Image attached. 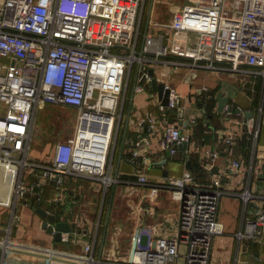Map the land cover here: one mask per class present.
Masks as SVG:
<instances>
[{"label":"built area","instance_id":"2783aa9c","mask_svg":"<svg viewBox=\"0 0 264 264\" xmlns=\"http://www.w3.org/2000/svg\"><path fill=\"white\" fill-rule=\"evenodd\" d=\"M185 2L163 25L164 32L145 35L139 47L146 0H0V168L18 169L17 199L53 182L57 190L53 202L64 205L69 181L95 179L108 186L120 182L112 175L111 153L124 117L127 84L135 64L138 70L134 93H148L159 114L149 111L140 122L148 134L136 140L134 157L148 161L145 145L162 127V149L175 154L185 143L186 153L202 150L209 163L217 164L220 152L194 141L198 119L194 115L187 117L186 102L190 98L186 100L165 79V70L159 76L150 68L163 64L167 68L227 69L246 79L262 76L264 82V0ZM155 79L164 84V92H170L168 105L153 91ZM48 104L78 110L75 132L68 140L56 143L49 161H31L29 148L37 111ZM171 112L180 116L176 122H168ZM223 113L229 124L236 122L232 107L226 105ZM263 118L261 96L257 111L238 122L244 126L243 131L217 130L225 146L247 138L252 147L248 168L242 161L232 162L233 170L247 173L245 189L238 194L242 218L235 235L240 243L247 239L264 241V195L255 216H247L254 197L253 159L260 146ZM28 176L34 180L28 181ZM137 177L139 185L152 186L154 192L161 187L151 183L145 173ZM222 183L221 174L209 185L196 181L190 172L169 179L167 186L180 200L179 228L161 235L157 226H145L141 221L130 258L122 264H211L214 240L224 233L218 217ZM140 209L155 212L154 207ZM62 239L68 240V236L63 234ZM12 242L0 238L1 262L2 251L11 249ZM84 249L85 254L79 257L59 258L96 264L94 242H87Z\"/></svg>","mask_w":264,"mask_h":264},{"label":"crops","instance_id":"0c3cea01","mask_svg":"<svg viewBox=\"0 0 264 264\" xmlns=\"http://www.w3.org/2000/svg\"><path fill=\"white\" fill-rule=\"evenodd\" d=\"M184 3L185 0H146L140 24L139 47L144 43L145 35L164 32L163 25L169 23L174 10ZM137 70L138 65L135 64L127 84L124 117L118 132L119 144L114 147L111 157L112 175L120 179L118 184L108 186L102 180L86 178L77 182L69 181L68 188L64 191V205H58L53 202L57 192L53 182L47 183L37 192L29 193L25 198L17 199L20 178L18 169L0 168V208L9 210L8 215L0 220V238L13 241L11 249L2 251L3 260L0 264H79L78 260L59 258V255H84V245L89 241L95 244L96 264L125 263L130 258V249L141 221L145 226H157L161 235L174 233L179 228L180 200L167 186V182L173 177H182L187 172L192 173L196 181L204 185L212 183L217 175L222 176L224 193L218 217L224 226V233L214 240L211 264H264V241L247 239L240 243L235 235L242 218V199L238 194L245 189L247 173L244 170H233L232 162L242 161L243 167L248 168L252 161L251 144L244 138L231 147L225 146L217 133V130L224 133L229 130H244V126L238 122H244L257 111L259 100L264 96L262 76L246 79L227 69L175 65L167 68L163 64L150 68L152 73L159 76L165 70L168 74L165 79L168 82L173 79L172 83L176 88L180 85L179 92L186 100L190 98L186 102L189 108L187 117L194 115L198 119L197 127H194V141L217 149L220 155L215 166L205 159L202 150L188 154L179 147L177 153L170 152L168 155L169 151L159 145L165 134L161 127L160 133L145 145L149 150L148 161L145 163L143 158H135L133 155L136 140L148 134L147 127L140 126V122L149 111L159 113L155 110L157 104L154 99H150V95L134 93ZM186 85H189V95L184 92ZM153 91L159 95L156 90ZM220 94L228 98L225 106L229 105L234 110L236 122L232 124L224 119V111L220 112L218 109ZM147 100L152 101L153 105H148ZM135 106H139V116H134ZM179 117L171 112L168 122H176ZM259 145L253 159L256 176L251 184L254 197L249 204V217L255 216L262 201L261 196L264 195V184L258 178L259 173L264 170V118ZM190 160L191 168L188 164ZM138 173H145L151 183H158L161 187L154 192L152 186L139 185ZM29 180L34 178L28 176ZM19 202H22L27 211L21 216L18 213ZM140 206L147 209L154 207L155 212L147 213ZM38 207L52 214L59 213L58 221L71 222V232L64 233L68 240L57 242L54 234L43 230L36 212Z\"/></svg>","mask_w":264,"mask_h":264},{"label":"rangeland","instance_id":"374dc122","mask_svg":"<svg viewBox=\"0 0 264 264\" xmlns=\"http://www.w3.org/2000/svg\"><path fill=\"white\" fill-rule=\"evenodd\" d=\"M210 72L209 70L207 71ZM173 75V74H172ZM171 78V76H170ZM171 80V79H170ZM173 82V79L171 80ZM171 82V83H172ZM178 83V82H176ZM173 84V83H172ZM177 90L180 85L177 86ZM189 85L184 87L185 95H189ZM179 91V90H178ZM148 94V93H147ZM149 95V94H148ZM148 105H153L152 101L147 100ZM134 116H139V106L134 108ZM78 110L68 106H55L52 104L45 105L37 111L35 121V130L31 146L29 148V160L36 162L49 161L54 155V147L57 142H64L75 132V126L78 118ZM115 146H118L119 139L114 140ZM113 153H111L112 157ZM123 194V193H120ZM19 215L26 213L22 202H19ZM9 210L5 207L0 208V220L7 216ZM129 252V249L127 253Z\"/></svg>","mask_w":264,"mask_h":264},{"label":"water","instance_id":"95a60500","mask_svg":"<svg viewBox=\"0 0 264 264\" xmlns=\"http://www.w3.org/2000/svg\"><path fill=\"white\" fill-rule=\"evenodd\" d=\"M152 73V72H151ZM153 89L156 90L159 93L160 100L162 101L163 104L168 105L169 103V96L170 92L165 91L164 92V84L163 83H157L156 79L153 81ZM219 98V111L223 112L224 111V106L228 102L227 97H223L222 94L218 96ZM180 116L183 115V111L179 112ZM180 148L187 150L188 146L187 144H181L179 145ZM170 154V151L168 152V155ZM189 168L192 167L191 165V160L188 161ZM258 178L261 180V184H264V170L263 172L258 175ZM36 212L39 215L41 222H42V228L49 234H54V240L57 242H63V234L66 232H71L72 230V224L71 222H64V221H58L59 213L52 214L49 213L48 211L44 210L42 207L36 208Z\"/></svg>","mask_w":264,"mask_h":264}]
</instances>
